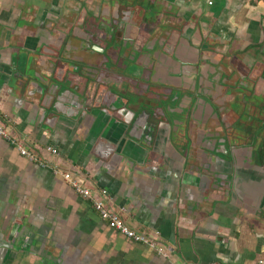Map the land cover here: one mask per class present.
<instances>
[{"label":"crops","instance_id":"0c3cea01","mask_svg":"<svg viewBox=\"0 0 264 264\" xmlns=\"http://www.w3.org/2000/svg\"><path fill=\"white\" fill-rule=\"evenodd\" d=\"M39 1L0 0V122L40 160L29 161L0 137V264H254L263 258L264 164L258 162L254 173L251 159L237 171L219 158L186 157L175 139L184 126L167 120L144 134L132 128L139 110H123L116 81L109 88L113 101L105 102L97 92L102 79L87 76L94 83L86 96L70 76H61L52 102L42 103L44 82L35 72L48 73L52 62L44 60V33L22 20L26 12V19L32 13L44 21L49 13ZM185 2L190 5L183 17L196 13L205 25L198 34L202 43L192 47L201 50L208 35L240 37L241 48L264 46V0ZM154 3L145 0L143 6ZM11 26L27 31L18 47L10 46ZM193 28L191 37L197 36ZM25 42L32 49L14 65L12 54L19 59ZM181 66L169 63L167 78L180 77L181 69L173 68ZM202 69L198 63V74L188 70L203 77L202 85L223 78ZM146 99L154 102L149 94ZM47 146L59 153L50 154ZM67 171L86 173L88 186L106 189L108 203L132 229L158 233L165 254L111 228L64 179Z\"/></svg>","mask_w":264,"mask_h":264},{"label":"rangeland","instance_id":"374dc122","mask_svg":"<svg viewBox=\"0 0 264 264\" xmlns=\"http://www.w3.org/2000/svg\"><path fill=\"white\" fill-rule=\"evenodd\" d=\"M144 1L40 0L44 11L49 13L44 21L40 14L33 18L32 13L26 19V12V17L22 20L26 19L28 26L36 27L37 31L44 33V60L55 64L54 71L53 68L52 72L48 69L50 74L53 73V81L61 76H70L76 84V90L90 93L93 91L94 80L102 79L103 84H99L97 92L99 90L104 95L105 102L113 101L114 96L109 89L112 81L120 83L118 86L122 90L149 95L155 92L160 95L169 91L166 85L182 86L190 91V80L186 85L182 83H185V76H190L188 70L195 71L198 63L203 65L204 74L212 70L215 75L220 74L223 76L220 80L206 79L209 83L202 86L201 76L196 84L203 89H196V92L207 97L203 101L208 104L203 109L201 106L195 109V106L189 105L190 102L186 101L192 98L189 94L182 99L180 92L172 91L167 106L161 101L165 100L164 97L152 103L153 119L169 121L170 118L172 126H184L175 139L181 144L179 152L186 157L198 156L209 160L213 157L219 158L222 160L217 161L218 163L224 162L230 166L234 164L236 170H239L242 162L245 165L251 159L254 173H259L255 167H258L259 151L261 148L264 150V46L257 44L241 48L240 37L225 39L208 35V41H204L202 49L199 50L192 46L194 43H202L201 35L198 34L204 32L200 29L204 24L200 20L201 16L196 13L189 18L183 17V8H189V3L175 0L170 5L169 0H152L156 6H148L146 9L143 6ZM193 27H196L197 36L191 37ZM187 28L189 30L186 32ZM11 29L14 31L11 44L18 47L22 44L21 35L27 31L15 26H11ZM92 36L93 42L90 43L88 40ZM126 40L130 43L125 46L123 44ZM65 41L69 43L66 48L74 47L72 51L75 52L62 51L64 47L61 46ZM156 41L159 50L155 48L154 51L158 52L150 53ZM94 44L107 47V55L111 60L107 65L106 57L94 50ZM75 55L85 60L81 68L83 75L75 72L73 63L69 62ZM169 63L182 65L173 68V71L181 69L180 77L167 78ZM133 67L141 71L138 77L131 74ZM67 70H72V74L68 75ZM88 73H92L90 75L94 78L93 81H87ZM48 81L53 84L51 78ZM104 81L109 82L105 84L107 87ZM213 81L215 85L211 83ZM188 107L193 109L190 111L192 115L186 120L184 115ZM127 115L124 113L122 116ZM145 119V115H140L137 124L143 127ZM260 127L262 128L256 143L251 148L244 146ZM188 136L191 139L189 145L185 143ZM224 141L230 146H225ZM252 151L254 154L251 156ZM263 174L264 172L261 176Z\"/></svg>","mask_w":264,"mask_h":264},{"label":"flooded vegetation","instance_id":"af4514ba","mask_svg":"<svg viewBox=\"0 0 264 264\" xmlns=\"http://www.w3.org/2000/svg\"><path fill=\"white\" fill-rule=\"evenodd\" d=\"M117 29H118V27H117ZM92 38H93V36L90 38V40H88L90 43L93 42ZM129 43H130V41L129 40H126V43L123 44V45L126 46V44L129 45ZM68 44L69 43H67L66 41L64 42V44H62L61 47H64L62 49V51L63 50H66V51H69V52H75V51H72L74 47H70L68 49L66 48ZM93 46H94V48H96V49L93 48L96 52H99L100 54H102V55H104L106 57L107 60H106L105 64L107 65L108 64V61H111L110 60V57H108V55H107V53H108L107 52V47H104L103 48V47L96 46L95 44ZM158 46H159L158 41L154 42V44H153V46H152V48L150 50V53L151 52H156L157 53L158 50H159L158 49ZM155 48H157L158 50H155L154 51ZM60 51H61V49H60ZM137 53H139V52L137 51ZM158 56H159V54H158ZM80 57L81 56H79V55H75V57L73 59H70L69 62L70 63H73V68H74L75 72H80V75H83V70L81 68H82V66L85 63V60L83 58H80ZM111 66H113V64H111ZM140 72L141 71L137 67H133L132 70H131V74H133L136 77H138L137 75H139ZM90 74H92V73H88V74H86V76H88ZM128 74H129V72H128ZM195 74H198V70H195ZM195 74H193V72H191V70H190V77H189L190 79H185V83H182V84H185L186 85L187 84L186 82H188L190 80V82L188 84L189 87H190L189 88L190 91H188L186 88H184L182 86H180V87H173V86L166 85L168 87V90H169L168 92H165L163 94L161 93L160 95H158L155 92H153V93L151 92L152 93L151 96L154 97V101L155 102H157V100L160 99V97H164L165 100H161V101H162V103H163L164 106H167V103L169 101V97H170L172 91H174V92H180L182 99L184 98V96L186 94H189L192 97V98L186 100V101H189L190 102L189 105L195 106V109H198L199 106H201L202 109H203L205 107L204 105L208 104V103H205V101H203L207 97L203 93L198 94L196 92V89H198V91H202L203 89L200 86L197 87L196 84L199 82V76H195ZM212 83L215 85V81L212 82ZM161 84L162 83H159L160 86H162ZM116 85H117V83H116ZM150 86H152V84H150ZM154 86L156 87L158 85H154ZM149 89H151V88H148V90ZM150 91H152V90H150ZM116 92L121 95V98L123 100V110H125L127 108H131V110H133V111L139 110L138 113H137V115L135 116V118H136L135 119V128L136 129L137 128H139L140 130L142 129V127H140V125L137 124V121H138L140 115H145L146 116V119L144 120V123L147 124V127L148 126L149 127H152V125H154V126L159 125L160 126L161 124H165V122L163 120H161V123L160 124H159L160 121L153 120V115H154V112L152 110V103L153 102L152 103H149V102L146 101L147 100L146 98H147V95L148 94L135 93V92H130V91H127V90H122V89H117ZM123 93H126V94H123ZM131 98H133V99H131ZM125 102L127 103V106L125 105ZM192 109H193V107H192ZM192 109H190L189 107L186 108L187 111L185 112L186 114L184 115V118H186V120L189 118V115L190 114L192 115V112H190ZM167 110L168 109H166V111ZM168 119H169V121H167V122H169V123L172 124L171 119L170 118H168ZM196 122H198V120H196ZM261 128L262 127H260L259 129H257L255 131V134L251 137V140H249L248 142H245L246 145H244V146H246L248 148H251L252 147L251 145H254L256 143V140L258 139L257 135H258V133H260ZM185 143H188V145L191 144V139L189 138V136L186 137V142ZM224 143H225V146L229 145L226 141H224ZM225 146H224V148H225ZM230 150H231V148H230ZM230 153H231V151H230ZM253 154H254V152L252 151L251 156Z\"/></svg>","mask_w":264,"mask_h":264},{"label":"built area","instance_id":"2783aa9c","mask_svg":"<svg viewBox=\"0 0 264 264\" xmlns=\"http://www.w3.org/2000/svg\"><path fill=\"white\" fill-rule=\"evenodd\" d=\"M209 4H213V0H209ZM0 137L5 139L7 142L14 145L19 151L20 155L27 158L29 161L40 162L36 157L35 153L28 148H25L21 142L12 134L9 133L8 126L0 122ZM52 155H57L59 152L56 148L47 146L45 148ZM64 179L70 182L72 187L85 199L89 200L96 210L99 211L101 218L108 223V225L121 232L123 235L144 245L149 248L156 250L159 254L164 255V249L161 244L158 243V233L151 234L149 232L142 233L132 229L125 221L120 217L119 213L108 203L111 199L106 189L94 190L88 186L85 181L86 173L73 174L71 171L63 173ZM210 264H231L224 261H213ZM254 264H264V257L258 259Z\"/></svg>","mask_w":264,"mask_h":264},{"label":"water","instance_id":"95a60500","mask_svg":"<svg viewBox=\"0 0 264 264\" xmlns=\"http://www.w3.org/2000/svg\"><path fill=\"white\" fill-rule=\"evenodd\" d=\"M25 21H26V19H25ZM26 22H28V21H26ZM37 38V37H36ZM10 46H14V45H12V44H10ZM31 50L32 48H31V46H29V45H26V42L23 44V46H22V55L20 56V58L19 59H17V54L16 53H14V54H12V57H13V64L14 65H16L18 62H20V61H22V62H25V60H26V58H27V56H26V54H28L27 52H29V50ZM18 60V61H17ZM28 65V64H27ZM43 64H41V65H39L38 67L39 68H41V67H43L42 66ZM50 65V67H48L49 68V71L50 72H52V68H53V71H54V63L52 62L51 64H49ZM52 66V67H51ZM15 70H17L18 71V73H19V75H20V77H23L25 74H24V72H25V70L24 69H22V70H19V69H15ZM44 72H42V70H40L39 71V75L37 76V74H36V72H35V77H37V78H39V80H42L43 82H44V85H42L43 86V91H42V94H46L45 96H46V98H45V101L43 100L42 101V103L43 104H45V105H49L50 104V102H52V99H53V97L56 95V93H57V87H59L58 85V80H54L53 81V78H52V74H50L49 72L47 73L46 71V68H44ZM50 75V76H49ZM42 78V79H41ZM49 78H51L52 79V82H53V84H50L49 83ZM55 85V86H54ZM41 93V92H40ZM145 125L142 127V130H139V131H141V132H143V134H144V132H145V129L146 128H149V127H147V124L146 123H144ZM135 127V122H134V124H133V127L132 128H134ZM141 127V126H140ZM129 136L130 137H132L133 139H139V137H137L136 135H132V133H130L129 134Z\"/></svg>","mask_w":264,"mask_h":264},{"label":"trees","instance_id":"16d2710c","mask_svg":"<svg viewBox=\"0 0 264 264\" xmlns=\"http://www.w3.org/2000/svg\"><path fill=\"white\" fill-rule=\"evenodd\" d=\"M258 162L264 164V150L262 148L259 151V161Z\"/></svg>","mask_w":264,"mask_h":264}]
</instances>
